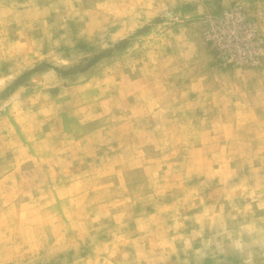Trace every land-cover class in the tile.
Masks as SVG:
<instances>
[{"label":"rangeland","instance_id":"374dc122","mask_svg":"<svg viewBox=\"0 0 264 264\" xmlns=\"http://www.w3.org/2000/svg\"><path fill=\"white\" fill-rule=\"evenodd\" d=\"M0 264H264V0H0Z\"/></svg>","mask_w":264,"mask_h":264}]
</instances>
